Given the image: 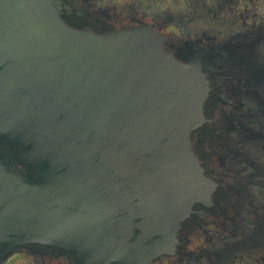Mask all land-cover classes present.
<instances>
[{
    "label": "water",
    "instance_id": "1",
    "mask_svg": "<svg viewBox=\"0 0 264 264\" xmlns=\"http://www.w3.org/2000/svg\"><path fill=\"white\" fill-rule=\"evenodd\" d=\"M89 0H0V264H156L228 199L248 56Z\"/></svg>",
    "mask_w": 264,
    "mask_h": 264
},
{
    "label": "flooded vegetation",
    "instance_id": "2",
    "mask_svg": "<svg viewBox=\"0 0 264 264\" xmlns=\"http://www.w3.org/2000/svg\"><path fill=\"white\" fill-rule=\"evenodd\" d=\"M117 21L154 25L174 41L242 45L248 66L236 102L229 146L212 165L227 196L225 210L208 214L186 249L156 264H264V0H89ZM8 264H70L26 253Z\"/></svg>",
    "mask_w": 264,
    "mask_h": 264
}]
</instances>
